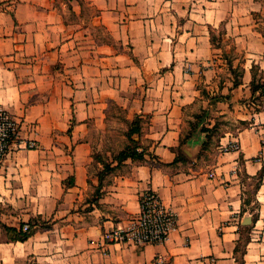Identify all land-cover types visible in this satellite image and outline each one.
<instances>
[{"label": "crops", "instance_id": "crops-1", "mask_svg": "<svg viewBox=\"0 0 264 264\" xmlns=\"http://www.w3.org/2000/svg\"><path fill=\"white\" fill-rule=\"evenodd\" d=\"M200 1L175 0L170 20L148 0H90L88 17L69 0L75 22L54 0L0 11V105L39 144L20 139L1 162L0 206L13 212L1 220L51 221L25 241L0 226V264H158L157 255L164 264H264V110L214 147L187 114L201 104L199 73L216 83L214 29L233 32L237 51L264 68V0ZM113 106L124 111L125 139L111 142ZM136 117L145 160L118 164ZM148 190L177 215L169 239L107 244L103 234L128 228Z\"/></svg>", "mask_w": 264, "mask_h": 264}, {"label": "rangeland", "instance_id": "rangeland-1", "mask_svg": "<svg viewBox=\"0 0 264 264\" xmlns=\"http://www.w3.org/2000/svg\"><path fill=\"white\" fill-rule=\"evenodd\" d=\"M78 1L84 8L83 16L88 17V14L91 15L94 13V10L90 5V0ZM148 1L151 3V5L157 7L154 8L151 13L157 14L156 12H158L160 14V11L164 9L163 13L167 14L169 20L170 18L173 19V17H175V0ZM200 2L201 3L199 4H202L205 1L201 0ZM54 3L59 6L62 11H65L67 21L75 22L77 15L73 11L69 0H54ZM14 6L15 0H0V11L13 12ZM261 22V27L264 28V17ZM156 26L159 27L162 33L166 34H168L169 31L174 32L175 30V24L174 27H171V24L169 23H161L160 25ZM104 31V28H99V32L102 37ZM2 33H5V30H0V34ZM104 38L106 39L105 36ZM212 39V60L214 61L213 63L216 67V83L213 84L207 82V78L210 77V74L205 75L204 73H199V75L197 76V86L201 97V104L195 111L189 110L187 114L188 117H191L188 118L190 119V121L194 119L196 123H202L204 129L209 131V143H211L214 147L215 143L218 141L220 136L224 134V132H236L238 128L248 126L249 120L244 121L241 118L264 110V68L262 69L260 64H254L256 61H258V58H246L243 53L237 51L233 39V32L227 33L226 30L217 28L212 32ZM157 42L160 41L157 40ZM251 59H254L253 63L252 61H248ZM251 63L253 67L251 69V73H248L246 67H248ZM240 84H247V86L240 87ZM208 100L221 102L215 105L213 104L211 106L210 104H208ZM0 106L4 107L3 105ZM111 110L113 112V115L115 116L116 122L111 124L116 129L117 134L115 136H112L110 141L113 142L112 140L114 139L119 141L121 138L125 139V137H123L122 135H120L121 133H119L123 132L125 129V126H123V120L125 119L124 111L119 106H113ZM13 115L16 117L15 114ZM110 122L113 121L111 120ZM128 131H126L127 133H124L127 134L126 139L128 140V143H130L128 139ZM134 138L139 141L140 145V134H135ZM116 155H114V157ZM12 213L13 212L10 207L0 206L1 227H3V225H6V223L1 220V218L11 217ZM27 223L30 224V229L28 231L23 230L25 222L19 225V227H11H16L22 232L30 233L34 232L35 230L33 228V225H38L41 228H45L46 226H49L51 221H45L40 217H35ZM6 233L8 234V238H10L12 234L10 233L9 235L7 231Z\"/></svg>", "mask_w": 264, "mask_h": 264}, {"label": "built area", "instance_id": "built-area-1", "mask_svg": "<svg viewBox=\"0 0 264 264\" xmlns=\"http://www.w3.org/2000/svg\"><path fill=\"white\" fill-rule=\"evenodd\" d=\"M27 148L33 149L39 146L34 138L22 137V123L8 109L0 106V163L7 156L13 143L19 140ZM141 211L135 217L128 228H113L103 234L107 244L124 243L136 246L146 244H160L169 239L171 232L177 226V215L164 205L158 193L153 190L145 191L141 197ZM30 225L25 223L24 231H28ZM156 263L164 264L163 255H157Z\"/></svg>", "mask_w": 264, "mask_h": 264}, {"label": "trees", "instance_id": "trees-1", "mask_svg": "<svg viewBox=\"0 0 264 264\" xmlns=\"http://www.w3.org/2000/svg\"><path fill=\"white\" fill-rule=\"evenodd\" d=\"M213 40V39H212ZM141 132V119L137 117L131 124L128 131V139L130 141V145H127L124 149H122L114 159L118 161V164L122 163L128 158L138 161L145 160V151H140L139 141L134 138L135 134H140ZM113 167L110 165H105L104 170H112ZM3 229H5L9 235L12 234L10 238L16 241H25L27 240L33 232L27 233L18 230L16 227L3 225Z\"/></svg>", "mask_w": 264, "mask_h": 264}]
</instances>
